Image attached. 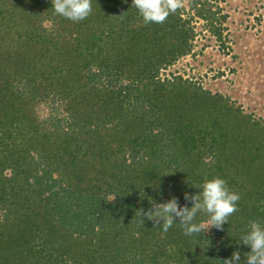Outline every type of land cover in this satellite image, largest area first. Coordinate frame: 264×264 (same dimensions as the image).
I'll list each match as a JSON object with an SVG mask.
<instances>
[{"label":"trees","instance_id":"16d2710c","mask_svg":"<svg viewBox=\"0 0 264 264\" xmlns=\"http://www.w3.org/2000/svg\"><path fill=\"white\" fill-rule=\"evenodd\" d=\"M92 8L73 22L51 0H0V264L244 260L241 236L264 224V118L165 73L192 53L196 20L223 43L226 14L187 0L146 25L132 0ZM217 176L241 196L223 230L140 225L150 200L191 207L185 192Z\"/></svg>","mask_w":264,"mask_h":264},{"label":"rangeland","instance_id":"374dc122","mask_svg":"<svg viewBox=\"0 0 264 264\" xmlns=\"http://www.w3.org/2000/svg\"><path fill=\"white\" fill-rule=\"evenodd\" d=\"M214 1L226 14L223 43L203 27L202 20H196L192 53L165 73L189 77L264 118V0Z\"/></svg>","mask_w":264,"mask_h":264},{"label":"clouds","instance_id":"9594fccd","mask_svg":"<svg viewBox=\"0 0 264 264\" xmlns=\"http://www.w3.org/2000/svg\"><path fill=\"white\" fill-rule=\"evenodd\" d=\"M51 3L56 15L73 22L83 21L93 12L92 0H51ZM185 3L186 0H132V7L138 10L146 25L163 24L170 15L183 9ZM193 185L202 191L195 195L185 192V200L193 202L191 207L187 204L181 207L175 196L163 203L150 200L149 209L141 208L136 212L141 218L140 225L145 224L146 218L156 226L161 225L163 231L167 232L178 222L186 236L197 237L212 227L223 230L224 224L238 211L240 194L231 190L227 181L218 176L206 179L202 185ZM114 200L115 198H110L107 201ZM201 213L207 215L206 222H196ZM240 241L251 249L245 253V259L242 260L240 252L236 251L222 264H264V224L257 220L250 221L248 231L241 236Z\"/></svg>","mask_w":264,"mask_h":264}]
</instances>
